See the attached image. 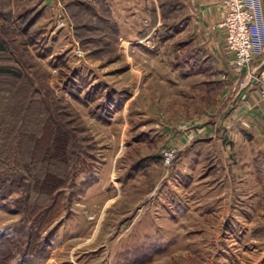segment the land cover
I'll use <instances>...</instances> for the list:
<instances>
[{
	"label": "rangeland",
	"instance_id": "obj_1",
	"mask_svg": "<svg viewBox=\"0 0 264 264\" xmlns=\"http://www.w3.org/2000/svg\"><path fill=\"white\" fill-rule=\"evenodd\" d=\"M72 1L51 0V11L29 28L46 0H0L15 18H0V35L12 47L0 53V67L23 71L20 79L0 73L2 155L21 130L49 131L43 147L53 157L59 139L52 134L78 149L80 133L58 117L54 97L69 103L97 145L93 171L68 180L61 215L40 233L42 245L30 246L47 250L56 225L46 259L35 264H259L264 236L252 231L264 224V157L253 137L238 132L234 108L246 97V70L235 76L206 55L185 0H106L119 41L92 55L99 45L83 47L75 34L90 40L99 33L75 32L76 9L65 8ZM121 92L128 96L117 111L108 107L111 121L95 119L107 96L115 105ZM21 216L0 210V229ZM16 260L1 241L0 264Z\"/></svg>",
	"mask_w": 264,
	"mask_h": 264
},
{
	"label": "trees",
	"instance_id": "obj_2",
	"mask_svg": "<svg viewBox=\"0 0 264 264\" xmlns=\"http://www.w3.org/2000/svg\"><path fill=\"white\" fill-rule=\"evenodd\" d=\"M3 7L0 10V18L7 24H13L15 18H13L11 10H7L6 8L4 10ZM70 7L76 9L75 12L71 13V17L80 19L79 24L76 23L75 25V32L82 29L87 33H99L97 36L94 35L93 38L90 37L91 41L88 39L83 40L79 34H75V36L81 39L83 47L93 41L95 45H99L95 52L91 51L92 55L96 56L104 53L106 49H109L107 48L108 46L112 48L116 47L120 35L119 26L113 18L112 11L106 0L66 2L65 8L68 9ZM43 11L44 8H41L35 12L29 28L42 17ZM25 12V14L28 13L27 11ZM25 14L19 15L18 18L20 20L23 19ZM81 19H85V21ZM152 23H154V19ZM6 31L5 29V33ZM145 35L143 33L142 37ZM20 41L24 42L23 40ZM4 52H12V47L7 43L6 38L0 35V53ZM25 57L33 58L36 61L38 59L35 55ZM30 65L36 68L38 66L37 62ZM209 69L212 71V68ZM0 73L20 79L22 78L23 71L8 66L0 67ZM76 74L75 77L77 76ZM33 91L37 92V88ZM48 91H50L49 88ZM92 92L94 96L96 88H93ZM119 94V99L115 105L112 103L113 98L110 99L107 96L105 103L101 107L102 112L94 114L95 119L101 122L104 121L105 123L111 121V118L107 117L109 113L107 112L108 107L112 106L114 108L112 112L117 111L121 107L124 98L128 96L125 95L123 97L122 94L124 92ZM112 97H115L114 93ZM54 101L56 102L54 111L58 114V117H61V120L76 130L77 133H80L78 137L80 146H77L78 149L73 145L67 146V142L61 139L62 137L64 138L61 133L54 134V136L52 134L53 139L55 136L59 139L57 142H52L51 150L54 152L53 157L52 154L48 153L47 148L43 147L45 140L50 137L49 131L46 133L45 129V131L36 133L37 135L32 132L28 133L25 130L19 131L17 133L18 139L15 138L17 140L15 146L11 147L9 154H6L5 157L0 152V173L2 175V181L0 182L7 180V184L2 189L0 188V210L11 214H22L21 218L12 226L0 229V243L1 241L3 245L7 243V247L14 253H17L18 260L14 264H35L36 259L40 261L46 259L48 249L51 246V234L55 230L56 225L50 231L48 241L46 242L47 250L42 252L43 254L38 252L33 253V249L30 246H41L40 242L37 245L40 233L46 230L61 215L64 208V191L67 187L70 188V186H67L68 180H71L72 183L77 177L92 172L95 164L97 145L88 134L85 125L81 123L80 117L73 111L67 101L56 97H54ZM82 102L88 103L86 99ZM67 108L70 110H67ZM38 122L45 123L43 119H40ZM55 131L53 130V133ZM158 157L161 159V156H157L156 158ZM48 163L50 164L48 165ZM93 181L94 179L82 183L90 185ZM14 193L18 194V196L11 199L10 195ZM252 236L262 238L264 236V224L254 228ZM259 264H264V259Z\"/></svg>",
	"mask_w": 264,
	"mask_h": 264
},
{
	"label": "built area",
	"instance_id": "obj_3",
	"mask_svg": "<svg viewBox=\"0 0 264 264\" xmlns=\"http://www.w3.org/2000/svg\"><path fill=\"white\" fill-rule=\"evenodd\" d=\"M221 19L216 27L223 36V51L235 76L246 70L240 89L252 88L264 99V62L256 60L264 52L263 0H218ZM58 15L59 26L65 25ZM77 52H80L79 50ZM170 158L173 152L168 151Z\"/></svg>",
	"mask_w": 264,
	"mask_h": 264
},
{
	"label": "crops",
	"instance_id": "obj_4",
	"mask_svg": "<svg viewBox=\"0 0 264 264\" xmlns=\"http://www.w3.org/2000/svg\"><path fill=\"white\" fill-rule=\"evenodd\" d=\"M184 2L190 10V19L198 34L199 45H202L204 51L206 50L207 56L213 58L216 64L219 63L222 69L225 67L224 70H227L228 59L223 51V36L216 27V23L221 19L218 0H185ZM51 3V0H46L44 13L47 10L51 11L49 6ZM259 62H264V52L256 60V64ZM224 77H226V80H224ZM222 78L226 81L227 86L230 85L232 79L230 80L227 74L223 75L222 73ZM237 92L233 97L237 95ZM244 93L246 97L241 98V100L240 94L238 103L234 104V108L238 107V132L243 133L245 137H253L254 142L257 143L259 154L264 157V99H259L252 88L245 89ZM244 102H248L253 107H244L242 105ZM259 163L264 165V158Z\"/></svg>",
	"mask_w": 264,
	"mask_h": 264
}]
</instances>
